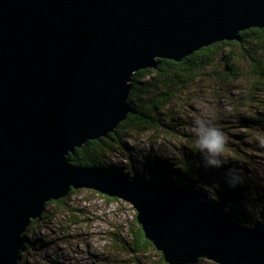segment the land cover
Here are the masks:
<instances>
[{
    "label": "water",
    "instance_id": "95a60500",
    "mask_svg": "<svg viewBox=\"0 0 264 264\" xmlns=\"http://www.w3.org/2000/svg\"><path fill=\"white\" fill-rule=\"evenodd\" d=\"M251 28L264 0H0V264L18 263L47 202L79 188L130 203L167 264H264V232L222 202L67 157L126 118L135 72Z\"/></svg>",
    "mask_w": 264,
    "mask_h": 264
},
{
    "label": "rangeland",
    "instance_id": "374dc122",
    "mask_svg": "<svg viewBox=\"0 0 264 264\" xmlns=\"http://www.w3.org/2000/svg\"><path fill=\"white\" fill-rule=\"evenodd\" d=\"M252 47L259 50L255 44ZM233 50L237 55L242 53L241 47ZM235 63L241 75L233 83L210 84L203 75L165 106L164 116L177 118L174 132L156 129L132 133L124 140L125 150L108 155L104 163L116 177L129 180L135 172L141 184L150 185L165 181L166 170L157 168L155 159L169 160V153L179 158L188 151L196 152L191 177L199 187L200 198L209 203L222 202L243 228L264 232V146L260 142L264 129L242 123L247 118L263 117L264 91L254 93L246 60ZM250 92L255 100L244 102ZM201 120L227 138L230 158L217 157L219 166L208 164L209 155L193 147L194 129ZM234 177L247 183L243 190L235 184L227 185ZM135 219L136 210L120 198L93 189H71L63 198L45 204L41 217L30 225L24 238L28 247L22 249L17 264H167L160 260L156 248L146 253L122 248L121 240L128 237L130 227H136ZM200 259L196 264H218Z\"/></svg>",
    "mask_w": 264,
    "mask_h": 264
},
{
    "label": "trees",
    "instance_id": "16d2710c",
    "mask_svg": "<svg viewBox=\"0 0 264 264\" xmlns=\"http://www.w3.org/2000/svg\"><path fill=\"white\" fill-rule=\"evenodd\" d=\"M240 36V41L213 43L200 48L184 57L181 61L160 59L155 69L146 68L135 72L132 76L131 89L127 99L131 111L106 137L88 140L81 147L75 148L74 153H69L67 157L70 163L82 167H97L111 171L104 163L105 159L118 149L124 151L126 148L124 140L129 138L132 133L142 134L156 129L166 133L175 131L177 118L173 116L165 117L164 108L168 103L172 102L173 98L179 94V91L180 93H183L182 91L185 92L190 86L198 82L203 75L208 77L207 81L210 84L233 83L241 75V68L235 63L237 60L239 63L246 60L248 66L246 72L254 81L252 87L254 93L263 92L264 28L247 29L240 32ZM252 44L258 47L260 53H258L259 50L254 51ZM235 46L241 47L242 53L240 55L234 53L233 48ZM247 97L249 98L247 99ZM247 97L244 96V102L249 99L255 100L251 92ZM263 122L264 115L262 118H247L242 121L249 128L259 127L262 130L264 129ZM169 155V160L161 158L154 160L157 168L166 170V175L163 176L165 181L159 180L150 185L159 188L180 187L182 190L200 197L199 187L194 184L191 177L197 153L188 151L179 158L174 153H169ZM155 174L158 180L160 177L157 172ZM137 176L133 172L131 179H135ZM231 184L238 185V188L243 190V186L247 183L233 180L227 185L230 186ZM226 192H228L227 189ZM224 207L226 208L225 205ZM232 218L236 224L243 227L234 214H232ZM35 220H31L23 234L24 238L32 228L30 225ZM121 246L125 251H133L134 253H146L149 249H155L152 243L145 238L138 223H136V227H130L128 237H124L121 240ZM27 247L28 245L24 243L23 249ZM160 260L164 261L161 254ZM198 261H201V259Z\"/></svg>",
    "mask_w": 264,
    "mask_h": 264
},
{
    "label": "clouds",
    "instance_id": "9594fccd",
    "mask_svg": "<svg viewBox=\"0 0 264 264\" xmlns=\"http://www.w3.org/2000/svg\"><path fill=\"white\" fill-rule=\"evenodd\" d=\"M196 139L194 141V149L204 151L209 155L208 164L219 166L220 158H230L227 152V138L225 134L218 128L207 124L201 120L197 122L194 129ZM261 146H264V137H260ZM239 177H234L233 180H239ZM256 219H260L259 216ZM249 227H253L252 224Z\"/></svg>",
    "mask_w": 264,
    "mask_h": 264
},
{
    "label": "bare ground",
    "instance_id": "6f19581e",
    "mask_svg": "<svg viewBox=\"0 0 264 264\" xmlns=\"http://www.w3.org/2000/svg\"><path fill=\"white\" fill-rule=\"evenodd\" d=\"M94 149V148H93ZM82 151V150H81ZM93 154V153H92ZM72 159V158H71Z\"/></svg>",
    "mask_w": 264,
    "mask_h": 264
}]
</instances>
